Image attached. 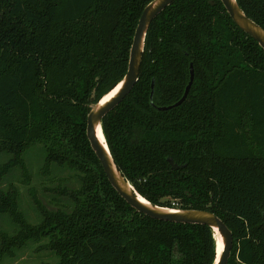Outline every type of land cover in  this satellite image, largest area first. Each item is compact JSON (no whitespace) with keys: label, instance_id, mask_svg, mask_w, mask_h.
I'll return each mask as SVG.
<instances>
[{"label":"trees","instance_id":"obj_1","mask_svg":"<svg viewBox=\"0 0 264 264\" xmlns=\"http://www.w3.org/2000/svg\"><path fill=\"white\" fill-rule=\"evenodd\" d=\"M150 1L0 0V215L14 231L0 230V264L30 241L56 258L40 264H213V230L135 211L86 135L90 105L126 73ZM237 2L264 29V0ZM190 64L186 99L159 109L181 98ZM101 126L140 195L215 213L233 235L228 264H264V50L221 0H174L152 20L139 78ZM35 146L45 202L25 159ZM13 169L32 221L6 182Z\"/></svg>","mask_w":264,"mask_h":264},{"label":"water","instance_id":"obj_2","mask_svg":"<svg viewBox=\"0 0 264 264\" xmlns=\"http://www.w3.org/2000/svg\"><path fill=\"white\" fill-rule=\"evenodd\" d=\"M173 1L174 0H152L143 8L134 31L126 73L113 88L102 95L97 102L90 105V110L87 114L86 135L92 150L101 164L107 180L116 192L135 211L160 220L208 225L213 230L214 234V230L217 229L222 238L223 246L221 252L218 254L216 245V256L213 264H228L233 235L226 223L215 213L208 210L160 206L151 203L145 197L140 195L117 167L105 140L101 126V121L105 115L126 97L137 82L148 27L152 20ZM221 2L232 20L244 32L253 37L264 50V29L245 14L237 0H221ZM189 72V81L185 86L181 98L175 103L159 107V109H168L177 106L186 99L194 80V69L192 64H190ZM118 84H120V86L117 92L108 100L101 103L104 96L112 91ZM99 135L101 136V139ZM168 162L173 169L181 167V165L175 163L172 158H168ZM139 196H141L144 201L140 200Z\"/></svg>","mask_w":264,"mask_h":264},{"label":"rangeland","instance_id":"obj_3","mask_svg":"<svg viewBox=\"0 0 264 264\" xmlns=\"http://www.w3.org/2000/svg\"><path fill=\"white\" fill-rule=\"evenodd\" d=\"M28 155L29 156L25 157V159L32 174L31 185L37 189L38 197L42 200V202H45V198L41 190L43 177H40L38 175V170L42 165L39 146H35L31 150H29ZM8 156L5 153H0V163L6 161ZM19 176V171L17 169H13L11 173L7 175L6 182H13L18 187L20 193L21 208L27 215V218L32 221L36 218V214L34 212V204L32 203L31 197L28 193V186H25L20 181H18L17 178H20ZM6 182L1 186H5ZM0 230L6 231L9 234L14 233L13 224L6 215H0ZM42 261L55 262L56 258L52 252L48 250H41L37 243L30 241L26 246L24 245L22 247H17V249L15 250V255L13 257L8 255L5 256L1 264H40Z\"/></svg>","mask_w":264,"mask_h":264},{"label":"bare ground","instance_id":"obj_4","mask_svg":"<svg viewBox=\"0 0 264 264\" xmlns=\"http://www.w3.org/2000/svg\"><path fill=\"white\" fill-rule=\"evenodd\" d=\"M119 86H120V84H118L112 91H110L108 94H106L104 96V98L101 100V103L105 102L111 96H113L117 92ZM98 133H99V131H98ZM99 137L101 139L100 135H99ZM139 198H140V200L144 201L143 198H141V196H139ZM214 231H215L214 235H215V241H216V245H217V252L219 254L221 252V250H222L223 242H222V238H221L220 234L218 233L217 229H215Z\"/></svg>","mask_w":264,"mask_h":264}]
</instances>
